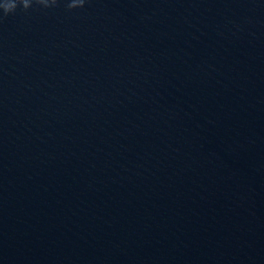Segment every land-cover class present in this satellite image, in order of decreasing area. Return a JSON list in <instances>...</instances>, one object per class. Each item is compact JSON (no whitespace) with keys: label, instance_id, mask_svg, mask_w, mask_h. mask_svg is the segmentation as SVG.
<instances>
[{"label":"clouds","instance_id":"9594fccd","mask_svg":"<svg viewBox=\"0 0 264 264\" xmlns=\"http://www.w3.org/2000/svg\"><path fill=\"white\" fill-rule=\"evenodd\" d=\"M43 5L44 7L53 6L57 0H0V12L4 15L15 12L18 6L27 10L32 6V3ZM86 0H67V7L69 10L75 8H83Z\"/></svg>","mask_w":264,"mask_h":264}]
</instances>
